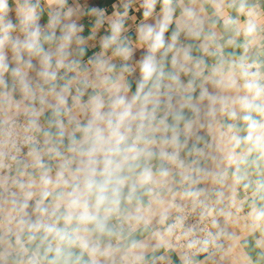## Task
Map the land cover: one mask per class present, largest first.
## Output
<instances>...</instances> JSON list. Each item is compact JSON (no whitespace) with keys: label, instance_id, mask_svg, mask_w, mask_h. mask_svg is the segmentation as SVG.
Here are the masks:
<instances>
[{"label":"clouds","instance_id":"1","mask_svg":"<svg viewBox=\"0 0 264 264\" xmlns=\"http://www.w3.org/2000/svg\"><path fill=\"white\" fill-rule=\"evenodd\" d=\"M111 7L0 0V264H264V0Z\"/></svg>","mask_w":264,"mask_h":264},{"label":"crops","instance_id":"2","mask_svg":"<svg viewBox=\"0 0 264 264\" xmlns=\"http://www.w3.org/2000/svg\"><path fill=\"white\" fill-rule=\"evenodd\" d=\"M81 3H84L85 0H80ZM69 3L71 4L72 3V0H69ZM114 3H118V0H87V4L89 7L91 6H99V7H105L108 11V13L110 14L113 9H112V4ZM156 11L158 12L159 11V6L157 7ZM130 15H135L137 17V21L141 18V12H130ZM46 21H47V17L46 15L42 18L41 20V23L42 24H46ZM15 22V21H14ZM81 23L84 24L85 28H84V33L83 35L87 36L89 34V30H90V23H89V19L88 18H84L80 21ZM153 21L150 20L149 23H152ZM132 21H129V24L132 25ZM101 35L104 34L103 33V30H101ZM171 34V29L169 31V33H166L167 36H170ZM130 35L132 36L133 39H135V33H134V26H133V30L132 32L130 33ZM98 47L96 48H90L88 50V55H92L95 51H98ZM144 53V50L143 49H137L136 53H135V59H139ZM35 62V61H34ZM133 90H134V85H133ZM173 260L175 261V264H179V260L178 258L173 255Z\"/></svg>","mask_w":264,"mask_h":264}]
</instances>
